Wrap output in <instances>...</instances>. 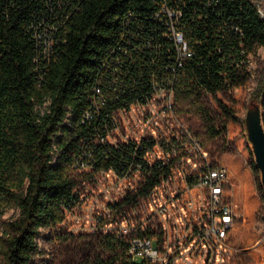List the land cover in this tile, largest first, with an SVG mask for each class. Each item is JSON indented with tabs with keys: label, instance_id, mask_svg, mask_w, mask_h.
I'll return each instance as SVG.
<instances>
[{
	"label": "trees",
	"instance_id": "obj_1",
	"mask_svg": "<svg viewBox=\"0 0 264 264\" xmlns=\"http://www.w3.org/2000/svg\"><path fill=\"white\" fill-rule=\"evenodd\" d=\"M164 1L180 10L188 56L156 16ZM258 47L264 19L251 0H0V218L18 211L0 222V264L33 263L76 161L119 170L122 150L99 141L111 112L169 87L178 112L203 121L205 146L216 132L201 97L243 86ZM257 94L264 114V80ZM218 112L223 128L237 121L232 103Z\"/></svg>",
	"mask_w": 264,
	"mask_h": 264
},
{
	"label": "built area",
	"instance_id": "obj_2",
	"mask_svg": "<svg viewBox=\"0 0 264 264\" xmlns=\"http://www.w3.org/2000/svg\"><path fill=\"white\" fill-rule=\"evenodd\" d=\"M161 15L179 58L190 55L180 10L164 1ZM99 141L122 150L119 170L76 161L70 201L42 232L103 237L120 247L117 264H234L230 172L178 112L171 88L154 84L145 101L115 109Z\"/></svg>",
	"mask_w": 264,
	"mask_h": 264
},
{
	"label": "rangeland",
	"instance_id": "obj_3",
	"mask_svg": "<svg viewBox=\"0 0 264 264\" xmlns=\"http://www.w3.org/2000/svg\"><path fill=\"white\" fill-rule=\"evenodd\" d=\"M264 16V0H252ZM250 77L243 86L222 90L214 95L201 97L209 113L208 124L214 127L215 137L205 143L209 154L225 165L233 182V201L239 218L231 233L230 241L237 249L234 264H264V188L259 170L252 169L254 157L246 148L251 147L247 137L246 115L259 107L262 111V97L257 90L264 80V48L258 47L250 55ZM233 104L237 110L236 122L222 127L218 105ZM189 126L204 141L203 121L191 111L183 113ZM264 128V120L262 119ZM253 153V152H252ZM18 211L6 208L0 218L1 223L12 221ZM0 228V234H1ZM37 252L32 264H117L120 247L100 236L57 237L42 232L37 244ZM140 260V258H136Z\"/></svg>",
	"mask_w": 264,
	"mask_h": 264
},
{
	"label": "water",
	"instance_id": "obj_4",
	"mask_svg": "<svg viewBox=\"0 0 264 264\" xmlns=\"http://www.w3.org/2000/svg\"><path fill=\"white\" fill-rule=\"evenodd\" d=\"M259 107L248 111L246 115L247 137L251 143L255 166L260 172V181L264 188V128Z\"/></svg>",
	"mask_w": 264,
	"mask_h": 264
}]
</instances>
